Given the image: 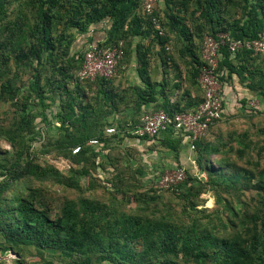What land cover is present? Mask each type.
<instances>
[{
    "label": "trees",
    "instance_id": "16d2710c",
    "mask_svg": "<svg viewBox=\"0 0 264 264\" xmlns=\"http://www.w3.org/2000/svg\"><path fill=\"white\" fill-rule=\"evenodd\" d=\"M141 3L142 0H0V100L11 108L10 129L2 131L1 136L13 148H0V250L14 252L15 264H27L23 257L26 246H32L39 255L54 252L65 264H264V191L254 204L242 197L253 176L248 175L247 181L242 179L241 173L246 170L239 164L225 159L226 163H222L216 157L220 152L217 138L202 143L200 136L194 141L203 180L186 176L184 167L183 181L163 188L157 185L159 177H154L152 171L135 168L150 187L130 194L138 205L131 212L122 210L123 202L113 194L123 193L126 201H131L119 177L111 181L114 191L107 203L82 195L46 198L41 186L26 184L52 180L80 189L79 179L89 175L90 166L106 164L103 151L109 142L121 140L126 127L127 134L136 138L132 130L149 110L143 107L146 103L154 105L152 110L161 108L169 114L189 112L200 104L203 91L197 79L206 35L226 33L231 39L244 40L264 33V0H157L153 15L162 35L151 17L142 13ZM100 23L106 27V36L99 44L110 46L122 40L123 58L113 79L80 81L76 73L86 47L77 46L76 39ZM135 36L139 40L133 52L131 42ZM91 39L87 35L86 43ZM174 40L178 45L175 51ZM133 54L138 82L129 81L123 74V63L129 62ZM152 62L154 68L172 67L171 84L164 75L157 77L156 69L150 71ZM26 73V81L16 85ZM216 74L221 91L222 83L235 75L253 94L248 101L255 99L258 106L245 105L243 116L264 112V55L243 48L231 53L222 45ZM71 81L73 89L68 88ZM82 82H94L95 92L86 94L79 85ZM195 87L200 96L193 90ZM53 101L58 104L50 109L49 102ZM37 102L43 125L35 122L36 114L32 113ZM127 110L131 113L127 114ZM121 112L130 117L116 116ZM136 115L138 119H134ZM220 119L221 116L209 124L205 133ZM110 125L116 131L107 135L105 128ZM42 129H53L58 134L59 138H48L46 144L62 154L68 168H73L67 176L57 166L39 162L31 153L43 139ZM161 134L160 144L167 151H176L183 140L189 145L187 132L182 130L170 127L154 137ZM91 138L98 139V144H89ZM145 140L148 138H141ZM77 145L79 151L72 153ZM210 154L220 163L218 167L207 157ZM159 161L160 157L153 162L156 172L163 171ZM179 167L183 166L171 169ZM260 178L264 187V169ZM209 188L217 191L219 198L221 193L230 198L222 199L220 208L227 223L224 225L223 219L217 217L224 229H219L209 214L202 218L193 214L196 209L192 208V199L200 189ZM161 191H170L182 203L187 202V209H194L184 210L183 216L188 218L183 221L168 207L159 208L155 193ZM36 264H52V260Z\"/></svg>",
    "mask_w": 264,
    "mask_h": 264
},
{
    "label": "rangeland",
    "instance_id": "374dc122",
    "mask_svg": "<svg viewBox=\"0 0 264 264\" xmlns=\"http://www.w3.org/2000/svg\"><path fill=\"white\" fill-rule=\"evenodd\" d=\"M160 5L163 7V2ZM138 40L139 39L135 36L132 39V45H135ZM147 41V39L142 40L144 43H147ZM172 46V50L175 51V46L178 47L175 40L173 41ZM159 68L160 70L156 71V76L162 78L164 75L165 78H168L169 84H171L173 81L172 67L160 66ZM26 78L27 73L22 75L21 81L17 82L16 85L23 84V82L26 81ZM184 83H186V81H184ZM89 84L90 85L84 82L79 83L81 89H83L86 94L91 95L95 92L96 85L94 82ZM68 88H74L73 81L68 83ZM193 90L200 96V92L196 87L193 88ZM56 104H58L56 101L49 102L48 107L52 109ZM40 109L41 105L37 102L32 108V113L36 114L35 122H38L39 125H43L41 124L42 122H40ZM127 114L126 112H121L118 113L117 116H120V118L126 117L128 119L130 115ZM10 117L11 108L9 107V103L0 100V148L7 151H12L13 148L10 142L1 136V132L10 129ZM134 119H138V115L134 116ZM130 121L133 122L132 120ZM127 130L128 127L122 131L123 135L120 136L122 138L121 140L115 139L106 145L107 148L103 151L104 156L106 157H104L106 159V164L103 166L99 164L96 167L90 166L89 175L82 176L79 179V185L81 186L80 189L64 187L62 184L52 180H47L43 183L32 180L28 181L26 184L34 187L41 186L43 188V195L46 198H71L77 195H82L83 197H91L107 203L110 199V194L112 195L114 191L111 181H116L117 177L120 178L119 182L129 196L132 192L148 191L147 189L150 187V184L145 183L144 179L140 177L139 172L135 169L137 167H143L146 171H152L151 173L154 177H160L162 174L170 171L171 167L182 165L185 167L186 176L189 174L193 178H198L199 180L204 179V173L199 169L196 162V145L193 148H190L187 141L183 140L176 151L170 152L165 150L160 144L162 134L153 139L141 141L133 138L132 135H128V132H126ZM42 131H45V133L42 134L43 139L33 146L31 153L39 162L55 165L61 170L63 175L67 176L73 168H68L66 161H62V154L56 151L52 145L46 144L50 141L48 138H59L58 134L53 129H47V131L42 129ZM182 135L184 136L183 133ZM216 138L219 139L216 143L220 148V152L217 153L216 157L219 158L222 163H226L222 160L225 159L230 163L239 164L241 168L246 170L241 173L242 179L244 178L246 180L248 175L252 174L253 178L248 181L246 180L247 186L242 192V197L249 199L250 203L254 204L258 195L264 191V187L259 183V180L262 179L260 178V175L264 169V112L251 117L232 116L228 119H221L204 133L200 137V140L202 143H207L211 142L213 139L214 141L217 140ZM219 141L225 144L220 145ZM156 150L160 151V161L158 162V166L163 167L162 172H156L158 169L153 166V162L157 161ZM207 157L211 159L213 166L218 167L220 163L216 159H213V154L207 155ZM160 162H166L169 166H163ZM199 180L198 184H202ZM202 189H200L201 191L199 190L200 192L198 196L192 199V208L196 209V212H193V214L200 218L205 214H209L213 219V223L218 225L219 229H224L223 226L220 225L217 217L219 216L223 219L224 225L227 223L226 215L221 212L222 209L220 208L223 203L222 199H227L228 195L221 193L220 199L217 191L212 188ZM113 194L123 202V205H120L122 210L131 212L138 206L131 196V201L127 202L125 199L127 197H123V193L120 194L115 192ZM155 194L158 197L156 202L158 203L159 208L168 207L171 213L176 216H181L183 221L188 218L183 216L184 210H194L192 208L187 209V202L183 201V204L182 201L174 197L170 191H161ZM217 198L220 199V202ZM227 200H230V198ZM181 208L182 213L180 212ZM155 212H158V210H155ZM16 257L17 255L12 251L4 253L0 250V264H15ZM23 257L27 264H36L46 259L52 260V264H65L64 259L59 257L56 253L45 251L43 254L39 255V252L32 246H26L23 251Z\"/></svg>",
    "mask_w": 264,
    "mask_h": 264
},
{
    "label": "built area",
    "instance_id": "2783aa9c",
    "mask_svg": "<svg viewBox=\"0 0 264 264\" xmlns=\"http://www.w3.org/2000/svg\"><path fill=\"white\" fill-rule=\"evenodd\" d=\"M157 0H142L141 11L144 16L151 17L155 29L160 35L163 30L158 19L153 15ZM226 45L231 53L238 49H248L253 53L264 55V33L252 39H231L226 33H218L216 37L206 35L203 38L201 56L203 64L198 75V84L203 91V99L192 111L183 113H167L162 109L147 110L140 116V124L132 130L136 139L147 137L153 138L158 133L172 127L176 130L187 132L189 147H194V141L202 136L209 124L217 120L222 113L223 101L221 85L217 78V66L219 50ZM124 55L123 41L118 40L116 44L102 46L99 42L91 41L86 45L83 53L81 67L76 73L80 81H93L96 78L110 80L117 74L118 63ZM250 108L258 106L255 99H250L247 104ZM116 131L113 125L105 128V134L110 135ZM91 145H97L98 139L91 138L88 141ZM80 146L72 148V153H77ZM184 167L172 168L162 174L158 180L159 187H172L184 179Z\"/></svg>",
    "mask_w": 264,
    "mask_h": 264
},
{
    "label": "crops",
    "instance_id": "0c3cea01",
    "mask_svg": "<svg viewBox=\"0 0 264 264\" xmlns=\"http://www.w3.org/2000/svg\"><path fill=\"white\" fill-rule=\"evenodd\" d=\"M105 30L106 27L104 24L102 23L96 24L92 28H90V31L86 34V36L84 37L82 35L78 36L75 43H77V46L83 44L84 47H86L88 42L91 41L100 43L102 40H104L106 36ZM87 35H89L92 39L86 43ZM132 47L134 52V45H132ZM157 63H159L158 60ZM123 64H125L122 66L123 74L125 75V77H127L129 81L138 82L140 78L138 76V71H137L136 55L133 54L130 61ZM149 69L150 71L152 69H156V71L160 70L158 66L154 68L153 62L149 65ZM221 92H223V98H222L223 110L221 113V119H228L231 118L232 116H243L246 109L245 105L248 102V97H251L253 94L250 93V91L246 87H244L242 84L238 82V79L236 78L235 75H233L231 79H227L225 80V82L222 83ZM152 106H154L152 103H146V105H144L143 107H146L150 110ZM126 112L131 113V110H127ZM157 152L158 153H156V157L159 158L160 152L159 151ZM62 161L65 160L62 159Z\"/></svg>",
    "mask_w": 264,
    "mask_h": 264
}]
</instances>
